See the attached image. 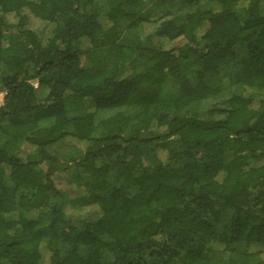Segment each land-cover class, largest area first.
<instances>
[{"label":"trees","instance_id":"obj_1","mask_svg":"<svg viewBox=\"0 0 264 264\" xmlns=\"http://www.w3.org/2000/svg\"><path fill=\"white\" fill-rule=\"evenodd\" d=\"M0 92V264H264V0H0Z\"/></svg>","mask_w":264,"mask_h":264},{"label":"rangeland","instance_id":"obj_2","mask_svg":"<svg viewBox=\"0 0 264 264\" xmlns=\"http://www.w3.org/2000/svg\"><path fill=\"white\" fill-rule=\"evenodd\" d=\"M120 30L122 32L123 35L125 36H129L131 34L130 31H127L126 30V24L125 23H122L120 25ZM238 54H239V58H242L244 56V49L242 47H239L238 48ZM143 61L144 59L143 58H140L138 60L135 61V63L133 64L134 68L137 70V71H140L142 69V64H143ZM239 66H236V67H233L232 69H230V71H227V70H223L222 71V74L223 76H229V77H234V73L237 72ZM228 77V78H229ZM227 78V77H226ZM170 86L167 84L165 86H163L162 90H161V93H160V96L163 97V98H167L170 96ZM203 105H208L207 103H202ZM202 104H197V105H194L193 107H198V108H201L202 107ZM64 143H57V144H54L53 146H50L48 148V152L50 154H57V153H60L61 151H63L65 149V146L63 145ZM229 155H227V158H228ZM56 186L61 189V190H64L66 193H68L69 195V198H73L75 197V194L72 192L73 188L68 186L66 183H64L63 181H60V180H57L56 182Z\"/></svg>","mask_w":264,"mask_h":264},{"label":"built area","instance_id":"obj_3","mask_svg":"<svg viewBox=\"0 0 264 264\" xmlns=\"http://www.w3.org/2000/svg\"><path fill=\"white\" fill-rule=\"evenodd\" d=\"M3 97H4V93H3V92H0V105H1L2 102H3Z\"/></svg>","mask_w":264,"mask_h":264}]
</instances>
